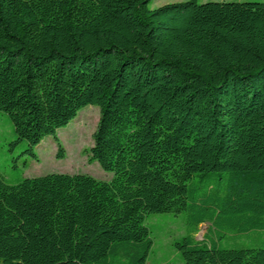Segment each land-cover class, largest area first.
I'll return each instance as SVG.
<instances>
[{
	"label": "trees",
	"instance_id": "1",
	"mask_svg": "<svg viewBox=\"0 0 264 264\" xmlns=\"http://www.w3.org/2000/svg\"><path fill=\"white\" fill-rule=\"evenodd\" d=\"M0 0L14 145L99 108L112 172L0 175V264H146V219L186 213L184 264H264V1ZM198 179H195V178Z\"/></svg>",
	"mask_w": 264,
	"mask_h": 264
},
{
	"label": "rangeland",
	"instance_id": "2",
	"mask_svg": "<svg viewBox=\"0 0 264 264\" xmlns=\"http://www.w3.org/2000/svg\"><path fill=\"white\" fill-rule=\"evenodd\" d=\"M182 0H150L149 7ZM206 1H264V0H198ZM99 118V108L87 105L64 127L56 130V138L64 151L57 157L58 145L51 135L45 136L35 148V157L23 152L27 145L22 140L14 145L13 124L9 115L0 112V175L7 182H14L19 177H33L52 172L86 173L96 179L108 181L112 172L103 170L97 161L89 159L88 148L92 145V134ZM195 179H198L197 177ZM146 224L150 230L152 246L146 264H184L175 243L185 236L192 235L201 240L207 231L208 223L200 226L197 234L189 232L186 213L162 212L148 216Z\"/></svg>",
	"mask_w": 264,
	"mask_h": 264
}]
</instances>
